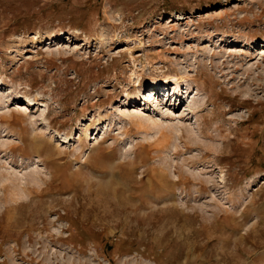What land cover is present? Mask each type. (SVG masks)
I'll use <instances>...</instances> for the list:
<instances>
[{"label":"rangeland","instance_id":"374dc122","mask_svg":"<svg viewBox=\"0 0 264 264\" xmlns=\"http://www.w3.org/2000/svg\"><path fill=\"white\" fill-rule=\"evenodd\" d=\"M0 264H264V0H0Z\"/></svg>","mask_w":264,"mask_h":264},{"label":"bare ground","instance_id":"6f19581e","mask_svg":"<svg viewBox=\"0 0 264 264\" xmlns=\"http://www.w3.org/2000/svg\"><path fill=\"white\" fill-rule=\"evenodd\" d=\"M179 85V84H178Z\"/></svg>","mask_w":264,"mask_h":264}]
</instances>
